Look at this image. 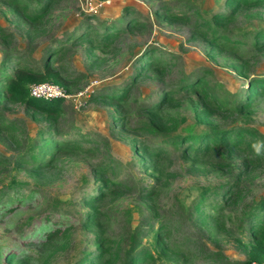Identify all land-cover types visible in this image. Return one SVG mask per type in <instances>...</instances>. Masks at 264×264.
<instances>
[{
  "label": "rangeland",
  "instance_id": "374dc122",
  "mask_svg": "<svg viewBox=\"0 0 264 264\" xmlns=\"http://www.w3.org/2000/svg\"><path fill=\"white\" fill-rule=\"evenodd\" d=\"M222 3L17 0L12 7L9 0H0V71L11 73L16 57L33 69L48 60L71 93L85 90L87 96L77 108L61 101L59 115L51 118L0 95V263L14 250L11 264H79L98 250L100 233L110 239L113 264H131L139 248L151 255L144 264H230L246 258L240 244L249 241L247 211L264 198V161H248L252 157L244 153L229 158L226 149L193 160L162 139L185 127L197 133L202 127L230 125L250 128L264 138V96L246 111L226 106L201 113L200 95L175 87L202 66L206 90L231 101L227 96L241 87L247 73L264 70L260 50L241 48L242 58L236 62L223 47L212 46L200 29ZM42 6L37 20L30 23L23 17ZM128 16L138 24L102 49L88 51V40L75 39L86 30L95 40L103 31L102 20L125 26L122 19ZM215 28L230 35L264 28V4L240 8ZM143 50L160 71L143 67L138 72ZM234 64L244 73H237ZM121 83L130 86L117 111L97 93ZM170 89L177 91L163 98ZM152 105L157 109H150ZM138 126L153 127L140 132ZM58 139L71 140L81 149L54 150ZM150 147L160 150L151 157L143 153ZM99 168H107L102 179L111 184L103 195L98 193ZM229 185L235 196L228 201L222 190ZM200 194L204 213L212 214L215 222L207 216L199 224L191 214ZM90 197L95 226L85 222ZM54 226L66 236L44 240Z\"/></svg>",
  "mask_w": 264,
  "mask_h": 264
},
{
  "label": "trees",
  "instance_id": "16d2710c",
  "mask_svg": "<svg viewBox=\"0 0 264 264\" xmlns=\"http://www.w3.org/2000/svg\"><path fill=\"white\" fill-rule=\"evenodd\" d=\"M17 0H9V5L12 7H17ZM264 4V0H223L221 7H219L217 12H214L209 18L202 21L200 25V29L207 32V39L210 44L214 47H223L229 55L237 62L241 60L242 56H240V49L243 48L245 51L249 50H260L264 55V28H256L252 31H249L247 35H230L225 32H218L215 26L223 24L229 18H232L235 13L243 7H248L252 5H262ZM42 6L36 12H32L29 14H24L23 17L29 21L30 23L37 20L38 16L41 14L43 10ZM164 11H167V8H164ZM168 13V12H167ZM122 23L125 26H121L118 22H108L100 23L103 31L100 34H97V38L92 40L89 38L86 30L79 31V33L75 36L76 40H80L85 38L88 40L90 45H88V51L92 49H102L104 46L108 45V42L120 35V33H124L126 28H130L136 26L138 21L135 17L123 18ZM214 26V27H213ZM50 54V52H48ZM50 57V55H48ZM148 52L143 50L140 58V66L138 68V72L144 71L143 67L146 69L154 68L157 70H161L160 67L156 66L155 62L150 58H147ZM54 55V54H52ZM14 68H12V72L5 74L0 71V95L3 96L4 99L10 102L21 103L25 107L37 110L42 112L48 117L56 118L59 115L60 111V102L63 100L59 99H35L28 94V86L31 83L41 82V81H50L56 84L61 85L66 91L70 92L68 86L62 84L63 81L60 78V74L55 71L48 63V60H44V64L41 69H33V68H25L24 65H20L18 57L12 60ZM244 62V61H243ZM142 67L141 71L139 70ZM237 73H244L245 70L241 69L240 66L234 64ZM205 69L202 66H198V68L193 72V76L190 74L182 78L176 84V89L182 91H196L201 98L202 110L201 113L211 111V109L223 110L226 106L229 108L246 111L248 110L254 100L258 97L264 96V70L260 72H250L247 73L244 81L241 84V87L233 91L232 96L230 97L231 101L225 100L222 97L212 96L209 91L206 90L208 84L206 80V74L203 75ZM130 83L126 85L119 84L115 87H110L108 92H98L97 96L105 98L107 102L111 105L115 106V109L119 111L122 109V104L127 98L128 88ZM170 89L166 92L163 98L167 99L168 96L171 95L172 92H176L177 90ZM90 94V93H89ZM169 94V95H168ZM167 95V96H166ZM89 97V96H88ZM94 97L92 94L90 98ZM87 99V98H86ZM150 109L156 110L157 108L154 105L150 106ZM220 112V111H219ZM221 113V112H220ZM120 120V119H119ZM123 127V123L121 124ZM4 127H8L6 125ZM153 127V126H152ZM151 127V128H152ZM151 128H142L138 126L136 130L142 132L144 129ZM202 127L201 131L194 133L191 131V128L185 127L181 132H177L174 136L163 137V141L171 143L172 146L178 147L181 149V153L188 154L193 160H202L212 151H216L219 149H226L225 154L227 157H231V154L234 153H244V155H248V161H253L255 158L256 161L261 162L264 161V138H260L256 136L250 128L230 125L226 128H205ZM49 132V131H48ZM51 137V135H50ZM50 144H52V139H48ZM54 150H61L64 148H78L81 149V146L76 145L71 140H55L54 141ZM157 150H160L159 147H150L149 150H144L143 153L149 156L156 155ZM34 158V157H33ZM41 165H47L46 162ZM44 166H36L37 169ZM108 168V166H106ZM96 169L95 172L101 177L102 183H100L98 193L103 195L106 191L109 190L111 184L110 181L106 178L102 179V173L107 169ZM235 189L232 188V185L228 186L222 190V195L224 200H231L235 196ZM151 192V190H150ZM98 195L93 197H97ZM205 199L202 198L200 194L192 203L191 214H194L195 219H200L197 221L199 224H203L205 222V217L209 216L207 219H211L215 222V219L212 217V214L204 213L202 206ZM91 209L87 212L86 215V225L95 226L98 223L97 216L94 211V199L89 198L88 202L86 201ZM247 232L249 241L247 243H241L240 245L245 249V259L241 261H234L230 264H250V262L254 261L257 263H264V198L258 201L252 210L247 211ZM52 230L46 233V238L44 240L51 241L55 238L66 236V232L64 229H59L57 226H54ZM157 242H161V236L157 237ZM110 239H108L102 233L98 234L96 238V246L98 250L93 253L91 256H87L81 263L79 264H113V258L109 257L108 254V244ZM14 250H9L4 254L2 263L4 264L8 262L12 263ZM108 254V256H107ZM106 256V259L102 261L103 256ZM151 259L150 253L145 248H139L135 250L134 253L130 257L131 264H141L147 263ZM24 260L23 262L26 264Z\"/></svg>",
  "mask_w": 264,
  "mask_h": 264
},
{
  "label": "built area",
  "instance_id": "2783aa9c",
  "mask_svg": "<svg viewBox=\"0 0 264 264\" xmlns=\"http://www.w3.org/2000/svg\"><path fill=\"white\" fill-rule=\"evenodd\" d=\"M29 96L35 99H61L63 101L69 100L74 108L80 107L82 100L86 98L85 90L77 93H71L66 91L61 85L50 82L41 81L36 83H31L28 86ZM250 264H264L257 262H250Z\"/></svg>",
  "mask_w": 264,
  "mask_h": 264
}]
</instances>
